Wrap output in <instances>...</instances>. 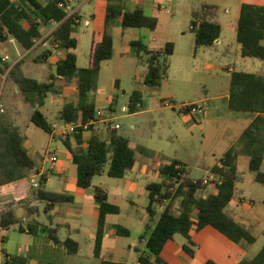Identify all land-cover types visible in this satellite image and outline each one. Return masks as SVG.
<instances>
[{
  "label": "trees",
  "instance_id": "trees-1",
  "mask_svg": "<svg viewBox=\"0 0 264 264\" xmlns=\"http://www.w3.org/2000/svg\"><path fill=\"white\" fill-rule=\"evenodd\" d=\"M107 1L106 27L119 21L122 29H156L157 17L148 15L143 7L136 6L132 10H126L120 2ZM59 2L66 5L68 0H0V42L12 38L28 53L38 44L46 42L65 50L64 57L55 63L54 72L44 80L19 71L23 58L18 60L6 75L13 82L14 94L20 95L23 102L31 107L30 121L48 133H51L50 122L41 107L48 93L54 90V79L73 78L77 90L76 100L67 101L56 118L86 123L94 118L98 110L89 94L96 89L101 63L113 56V37L109 30H105L96 42L93 65L78 67L75 52L77 39L72 35V31L80 15L77 11L68 14L64 7L58 5ZM216 14L217 6L212 3H203L198 9L192 10L190 24L195 35V48L212 47L220 37L222 27L215 19ZM52 21L57 24L44 37V31L48 30ZM236 40L240 45L242 57L264 59V5L242 3L237 20ZM130 48L136 57L147 55L146 71L142 78L145 85L158 86L168 77L170 57L173 54L172 42H166L159 49H150L141 39H134L130 41ZM50 53V48L43 49L35 61L46 59ZM1 58L2 56L0 61ZM3 71L0 66V74ZM228 93V108L237 112L256 113L254 120L244 128L238 140L224 153L219 163L210 168L209 179L190 176L186 164L180 160L162 163L158 169L161 179L146 185L147 213L153 218L157 214L158 206L161 211L157 219L153 220V226L148 223L146 225V231L141 236L145 240V248L139 252L137 263L102 258L99 264H179L180 260L168 250L175 241V235L184 237L183 255L190 259L195 255L197 247L191 232L208 225L242 246L256 241V235L241 224L227 207L235 196L236 184L243 180L237 165L240 156L248 157V168L254 181L264 184V74L232 70ZM142 99V93L134 90L129 97L127 110L130 113L136 112L142 105ZM63 140L71 154L72 163L76 166V184L83 189L92 185L94 176L104 172L111 177H124L136 164V152L145 154L147 150L142 145L132 146L130 140L116 133L115 129L109 128L108 137L103 138L101 130L95 124L89 125L87 129L77 128ZM23 142L24 135L15 125L12 111L4 109L0 113V186L32 173H39V168ZM39 176L38 186L32 187L31 196L34 200L47 203L43 208L44 212H49L57 203L73 200L72 195L45 189L48 173L44 172ZM204 179L207 182H204ZM208 185L210 189L206 192ZM93 195L99 210L93 253L95 257H100L106 232V217L120 213L121 207L109 200L107 191L101 186L94 187ZM175 203L176 208L173 210ZM13 204L14 201L0 204V230L19 223ZM26 209L30 215L38 211L37 206L29 204ZM37 224H28V231L35 233ZM44 228L48 230L51 238L59 241L57 227L44 225ZM19 229L24 230V227L20 225ZM115 231L119 236L130 235L129 229L120 224L115 225ZM62 243L68 254L79 251V243L70 237H66ZM3 258L0 264H26V258L23 256H8L4 253ZM244 263L264 264V244L254 257L246 259ZM204 264L217 263L208 259Z\"/></svg>",
  "mask_w": 264,
  "mask_h": 264
},
{
  "label": "rangeland",
  "instance_id": "rangeland-1",
  "mask_svg": "<svg viewBox=\"0 0 264 264\" xmlns=\"http://www.w3.org/2000/svg\"><path fill=\"white\" fill-rule=\"evenodd\" d=\"M103 1L73 0L70 3V6L81 14L80 21L74 26L72 31V35L77 39L75 52L77 53L78 67H89L93 62L96 29L103 24L104 18L105 9L102 11L100 9V3ZM114 1L117 2L116 0ZM187 1H190L192 10L198 9L203 3H212L217 6L215 19L222 26V43L219 46L213 49L210 47H198L194 56L187 58L175 55L170 60L168 77L160 85L142 87L141 81L145 75L143 68L146 66L145 58L147 55H141L143 56V65H145L142 66L139 57L132 54L131 48L123 45L125 53L121 58L116 53L115 56L101 63L96 89L89 94V98L95 101L98 109H112V122L120 126L115 129L116 133L127 137L132 146L142 145L147 149L145 154L136 152L135 169H138L141 164L143 166L145 161L153 160L154 164L152 165L157 168L162 163L180 160L186 164L190 171V176L209 179L211 173L208 168L218 161V157L223 152L224 147L238 133L240 125L228 120L218 121V118H215L206 120L204 127L199 126L198 121L200 118L198 116L192 118L180 112V106L191 101L178 98L171 99L167 97V94L170 91H175L182 98L217 96L221 92L220 90L228 88L230 84L228 71L221 70L220 65L229 64L235 70L264 74V59L242 57L236 51V45H239L236 40V29L240 0H182L183 4ZM243 1L264 4V0ZM141 2L148 15H153L154 12L159 14V17H157L158 25L153 34L147 28L142 30L133 29L132 31L137 33L135 38H138V34L142 33L141 39L147 43L150 36L153 35L151 36L154 38L152 41L153 45L157 46L168 35L174 36L175 32L194 33L193 31L191 32L190 20L192 15L190 10L188 13H185L184 10L182 12L178 11L177 16L168 13L169 10L173 14L175 7L180 10L179 5H176L174 0H160L159 8L158 5L154 6L157 3L156 0H141ZM121 4L124 9L130 10L134 6V0H125ZM171 24H173V27ZM105 29L109 30V27H105ZM140 30L143 32H140ZM44 32L46 33V30ZM132 33L128 35L131 36ZM118 41L119 39L116 37V45ZM47 47H52L50 42L47 43ZM45 48L42 44H38L34 50L23 58L19 71L43 80L44 77L41 76V71L37 69L41 63L33 60L37 59L39 57L38 54L42 53ZM117 50H119V45H117ZM22 53H24V49L14 39L13 42H0V57L4 54L10 57L7 61H0V66L4 69L0 74V101L4 109H10L11 111L15 109L16 114L22 118V121L20 119L21 122L18 120L17 125L20 123L19 130L24 135L23 145L34 160L35 165L38 168L41 167L44 172L49 174L45 188L50 191L61 190L65 188V175L74 181L77 174L76 166L71 161H66L69 153L59 136L53 138L50 133L30 121V106L23 102L20 95L14 94L13 82L6 76L11 68L10 64L15 62ZM64 54L65 50L58 48L56 58L55 56L50 57L47 63L55 60L57 62ZM54 70L55 63L51 65L50 72L53 73ZM115 79H118L116 86L114 84ZM68 80L70 79H56L53 87L56 90H60L61 85L71 84ZM134 90L142 93V105L138 107L136 112L130 113L127 110V104ZM53 95V91L49 92L45 98L44 105L41 107V111L47 116L49 121L56 120L58 114L57 105L55 108L53 102ZM215 103L218 104V99L216 102H211L212 108ZM170 104L173 106L169 107L168 105ZM124 106H126V109H124ZM96 125L101 130L102 137L107 138L109 135L107 124L97 123ZM50 154L58 156L59 160L57 163H52L46 158ZM60 161L68 164V169L62 171V173H56V167ZM237 165L243 175V182L239 183V186L245 189L244 195L247 202H249V196H251L255 201L256 210L264 212V203L261 202L264 196V184L253 180V174L248 168L247 156H240ZM262 169L264 170V164ZM129 174L130 172L128 171L125 178ZM139 174L141 176H139L138 182L142 185L158 180L161 176L158 174L159 177H157V174L151 170L146 173L147 175H143L140 172ZM39 177L36 176L35 180L38 181ZM122 183L123 178L111 177L104 172L101 175L94 176L92 185L87 188V191L93 196L94 187L101 186L108 188L110 194H113L116 191L115 188ZM130 196L135 203L131 204L123 199L120 201V206L124 209V212L112 215L108 220L106 234L109 240L102 250V255L112 258L117 255L119 260L134 262L137 259V254L145 248L141 236L146 231V224L153 225V220L157 219L161 207H157V214L151 218L146 210L148 203L147 189L143 188L141 195L131 194ZM176 204L173 205V210H175ZM24 211V208L20 207L16 209L15 213L21 217L25 214ZM90 216V214H86L88 223L92 220ZM144 218L146 219L145 223L142 221ZM41 219L47 222L43 210H41ZM87 222L86 224H88ZM115 223H121L123 226L128 227L130 235H112ZM63 231L64 229L60 230V234L64 233ZM254 235H256V241L252 244H245L249 245L250 258L264 244L263 233L259 230H254ZM175 237L178 242H181L182 239L185 241L180 234H176ZM79 240L82 247L79 258L86 263L90 254V238L88 234L81 233ZM129 244L137 246V249L132 247L129 250ZM206 244L211 253H214V248L217 246L223 259L228 254L229 248L223 242L208 237ZM116 249L119 251L118 254L114 253ZM215 256L218 260V254Z\"/></svg>",
  "mask_w": 264,
  "mask_h": 264
},
{
  "label": "crops",
  "instance_id": "crops-1",
  "mask_svg": "<svg viewBox=\"0 0 264 264\" xmlns=\"http://www.w3.org/2000/svg\"><path fill=\"white\" fill-rule=\"evenodd\" d=\"M39 1L45 2L46 0L45 1L39 0ZM82 1H86V0H82ZM116 1L120 3L125 2V0H116ZM174 1L176 2V5H179L180 10H178V7H175V10H173L174 11L173 14H172V11L168 10L169 14L173 16L174 15L177 16L178 11L182 12V10H184L185 13H188L189 10L192 12V6H191L190 1H187L185 4H183L182 0H174ZM107 2H108L107 0H104L102 3H100L101 11L103 9L105 10L103 13V17H104L103 24L98 26V28L96 29V34H95V39H94L95 46H96V42L99 36L106 30L105 29L106 27L105 15H106ZM156 2L157 3H155L154 6L158 5V8H159L160 0H156ZM242 3H244V1L240 0L239 10H238L239 13H240V8H241ZM261 5H264V4H261ZM136 6H141L144 8V5L142 4L141 0H134V6L130 10L134 9ZM74 11H77L79 13V11L76 10L75 8H73V12ZM239 13L237 15L238 17H239ZM79 15L81 18L80 13ZM153 16L159 17V14L157 12H154ZM80 18L78 22L80 21ZM171 25L173 27V24ZM54 26L55 25L51 22L48 30L43 36L45 37L51 31V29H53ZM142 29L143 28H141V30ZM132 30L133 28L122 29L119 24V21H116L114 24L109 26V32L112 34V37H113V56H115L117 53V56L121 58L123 54L125 53V51L123 50V45L130 47V41L134 39H141L142 33H139L138 38H135L137 33H134V31ZM141 30L140 32H143ZM154 31L155 30H151L152 32L151 34H153ZM173 32H175V30H173ZM191 32H192V29H191ZM130 33H132L131 36L128 35ZM173 35L174 36L172 37L171 35H168L166 38L161 40L160 44H157V46L153 45L154 43L152 41L154 40V38L151 37L153 35L150 36L147 43H145L142 39L141 40L150 49H159L163 47L166 42H172L173 43V54L171 55L170 60L175 55H179L184 58L194 56V54L196 53V50L198 49V48H195L194 33L187 34L181 31L179 33L175 32V34ZM116 37H118L119 39L118 44H117L119 45V50L117 51H116L117 49ZM8 41L13 42V39L10 38ZM37 43H39V41H37ZM47 43L48 42L42 44L43 47L50 48V47H47ZM221 43L222 41H221V34H220V37L217 39L215 44L210 48L213 49L216 46H219ZM95 46H94V49H95ZM50 49H51V53L46 59L36 61V62L41 63L39 65L40 67L37 69L41 71V76L44 77V79H46V77L51 73L50 72L51 65L53 63H56V60L53 62L47 63L50 57L55 56L56 58V52L58 51V48H56V46H52ZM236 51L238 54H240V45H236ZM27 54H29L28 51H24V53L20 54V57L15 62L10 64V67H12L21 58H24ZM139 60H140V64H142V66H145L143 65L144 64L143 56L139 57ZM33 61H35V59ZM93 62H94V52H93ZM93 62L89 67L93 65ZM220 68L221 70L228 71V76L230 79V73L232 70H234V68L230 66L229 64L220 65ZM143 69L146 71V66ZM55 82H56V79H54V86H55ZM68 82L71 84L61 85L60 90H56V88L53 87L54 89L53 90V94H54L53 102L55 104V108L57 105V112L60 111L62 106L67 101L76 100L77 90H76V86L74 84L73 78L68 80ZM117 82H118V79H115L114 80L115 86L117 85ZM142 84H143L142 87L147 86L143 82ZM220 91L221 92L217 96H211V97L193 96V97L182 98V97H179V95H177L175 91H170L167 94V97L171 99L172 98H178V99H184V100L187 99L191 102L201 101V103L204 105L205 112L203 115L198 116L200 118L198 121L199 126L201 125L204 127V124H206V120H212L215 118H218V121L228 120L231 122H236L238 123V125H240V129L238 130V133H236L233 136V138L230 140V142L224 147L223 152L220 154V156L218 157V161L215 164L219 163L224 153L238 140L244 128L247 127L257 116L256 113L237 112V111L230 110L228 108L229 86L228 88L222 89ZM217 99H218V104L215 103V106L212 108L211 102L212 101L216 102ZM168 106L172 107L173 105L170 104ZM124 109H126V106H124ZM31 110H30V114H31ZM182 114L185 115L184 113ZM12 116L14 118L15 125L18 126L19 128L20 123L17 125V122L18 120L20 121V119L22 121V118H20L16 114L15 109L12 110ZM56 120H53V121H56ZM49 122L51 123L52 121H49ZM51 136L54 138L55 136H59V135L51 134ZM59 137L62 139V141H64L63 139L65 137L64 138L62 136H59ZM68 153L69 155L66 157V161L72 162L71 154L69 150H68ZM152 164H154L153 160L145 161L143 163V166L141 164L140 167H138V169H135L136 168L135 167L136 164H135V166L131 170H129L130 174L127 175V178H125V175L128 172L124 175V177H122L123 183L119 187L115 188L116 191L113 194L112 193L110 194L108 188L102 187L104 190L107 191L109 200L112 203H115L119 206H120V201H122L123 199L129 201L131 204H134L135 202L134 200H132L130 195L131 194L141 195L143 188H146V185H147V183L145 185H142L138 182V178L139 176H141L139 172L143 175H147L146 173H148L149 170H151L157 174V177H159L158 176L159 167L157 168L153 167ZM263 164H264V161L262 165ZM212 166L208 168L209 171ZM67 169H68V164H66L64 161H60L56 167V173H62V171H66ZM42 173H44V171L41 167H39L38 174L32 173L25 178L15 180V181H12V182H9V183H6L0 186V204L7 203L9 201H14V204H13L14 212L16 211V209L20 207H23L25 210L24 211L25 214L21 217L17 216L15 213V215L19 218V223L10 226L8 229L0 230V240H1L0 263L4 259L3 258L4 253H6L8 256L18 255V256L25 257L26 264H86V263L87 264H91V263L99 264V261L102 258H111L114 261L125 262V263H137V259L134 262H127V261L119 260L117 255L113 256V258L104 256L102 255V251H101L100 257L94 256L93 248H94L96 225H97V220L99 216V210L97 207V203L94 199V195L92 196L91 193H88L87 189L78 187L76 184V177L74 181H72L73 179L71 180L68 176L65 175L64 176L65 188H62L61 190H56V192H62V193L72 195L73 200L71 202L57 203L52 207V209L49 212L43 211L47 218V222H44L41 219V210H43V208L46 206L47 203L43 201L34 200L31 196V191L33 187L32 180L36 176H39ZM160 179H161V176L159 177L158 180ZM153 181H156V180H153ZM241 182H243V180L236 184L235 196L233 198V201L228 205L227 210L231 212L241 224L248 227L253 232V234H254V230H259L261 233H263L264 231V228H263L264 212H260L256 210L255 201L253 200L251 196H249L250 197L248 200L249 202H247L246 196L244 195L245 189L239 186L240 185L239 183ZM209 189L210 187H206L205 191L208 192ZM147 198H148V191H147ZM263 199H264V196L261 200L262 203H263ZM22 200L24 202H18ZM28 204L30 206H37L38 211L33 215L27 214L26 205ZM123 212H124V209L121 207V212L118 214H122ZM86 214L91 215L90 217L92 220H90V223L87 222ZM112 215H116V214H110L106 217V228H107L108 220L111 218ZM142 221L143 223H145L146 219L144 218ZM86 222L88 224H86ZM33 223H38L37 230L35 233L29 232L27 228L28 224H33ZM117 224L122 225L121 223H115L114 225H117ZM20 225L24 227V230L19 229ZM44 225H48L50 227H55V228L57 227V237L59 238V241H55L53 238L49 236L48 230L44 228ZM63 229H64L63 231L64 233L60 234V230H63ZM81 233L88 234L90 238V254H89V259L86 263L81 261V259L79 258L80 251L82 250V247L80 245V240H79ZM113 234L117 235L115 231V227L112 231V235ZM66 237H70L79 243L80 245L79 251L76 252L75 254H68L66 247L62 243V240H64ZM191 237H192V240L197 244V247H196L195 255L190 259H186L183 255L182 245L185 242L183 239L181 242H178L175 237V241L168 247L169 253L172 254V256H174L175 258L180 260L179 264H204L205 261L208 259L214 260L217 264H246L244 263V261L246 259H251L252 257H254L255 254L260 250L259 249L257 252H254V254H252L250 258L249 245L242 246L240 244H237L229 240L225 235H223L222 233H220L215 228L209 225L203 227L202 229L198 231H192ZM208 237H211L215 239L216 241L223 242L228 246L229 248L228 254L226 255L224 259L222 258V255L220 254V251L218 250L217 246L216 248H214V253L210 252L209 247L206 244ZM108 240L109 239L105 232L103 243H102V250L105 248V245H107ZM142 240L145 245V240L144 239ZM131 245L132 244H129L128 246L129 250L132 247L134 249L135 248L137 249V246H134V245L131 246ZM114 253L118 254L119 253L118 249H116ZM138 254H137V258H138ZM217 254H218V260L215 256Z\"/></svg>",
  "mask_w": 264,
  "mask_h": 264
},
{
  "label": "built area",
  "instance_id": "built-area-1",
  "mask_svg": "<svg viewBox=\"0 0 264 264\" xmlns=\"http://www.w3.org/2000/svg\"><path fill=\"white\" fill-rule=\"evenodd\" d=\"M71 1L72 0H68L66 5L63 2H59L58 5L60 7H64L66 9V11L68 12V14H70L73 12V8L70 6ZM52 23L54 25L57 24V22H55V21H52ZM192 28L193 27H191V29ZM1 59H2V61H7L9 59V56L7 54H5L2 56ZM0 93H1V90H0ZM180 110L185 115H187L189 117H193V118H195L197 116H201L205 112L204 105L201 102H190L187 104H182L180 106ZM3 111H4V107L0 101V113ZM111 114H112V109H108V110L98 109L95 113L94 118L90 119L86 123H82L78 120H72V121L56 120V121H52L50 123L51 134L52 135L57 134L59 136L66 137L68 135L73 134V132L77 128L87 129L89 125H92V124L96 125L97 123L107 124V127H109L110 129H117L120 126H119V124L112 122L113 117L111 116ZM46 158L48 160H50L52 163H55L58 161V156L55 154H50V155L46 156ZM204 182H207V180L204 179ZM219 183H220V181H219ZM32 185H33V187L38 186V181H36L35 178L32 180ZM208 187H210V185H208ZM0 251H1V240H0Z\"/></svg>",
  "mask_w": 264,
  "mask_h": 264
}]
</instances>
